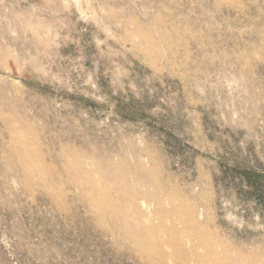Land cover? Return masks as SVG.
<instances>
[{
    "label": "rangeland",
    "instance_id": "374dc122",
    "mask_svg": "<svg viewBox=\"0 0 264 264\" xmlns=\"http://www.w3.org/2000/svg\"><path fill=\"white\" fill-rule=\"evenodd\" d=\"M0 264H264V0H0Z\"/></svg>",
    "mask_w": 264,
    "mask_h": 264
},
{
    "label": "bare ground",
    "instance_id": "6f19581e",
    "mask_svg": "<svg viewBox=\"0 0 264 264\" xmlns=\"http://www.w3.org/2000/svg\"><path fill=\"white\" fill-rule=\"evenodd\" d=\"M205 244V243H204Z\"/></svg>",
    "mask_w": 264,
    "mask_h": 264
}]
</instances>
